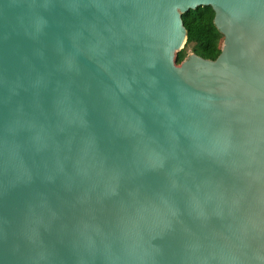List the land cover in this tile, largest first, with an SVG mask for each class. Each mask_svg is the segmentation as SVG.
Segmentation results:
<instances>
[{"label": "water", "instance_id": "obj_1", "mask_svg": "<svg viewBox=\"0 0 264 264\" xmlns=\"http://www.w3.org/2000/svg\"><path fill=\"white\" fill-rule=\"evenodd\" d=\"M0 264H264V0H0Z\"/></svg>", "mask_w": 264, "mask_h": 264}, {"label": "trees", "instance_id": "obj_2", "mask_svg": "<svg viewBox=\"0 0 264 264\" xmlns=\"http://www.w3.org/2000/svg\"><path fill=\"white\" fill-rule=\"evenodd\" d=\"M215 15V10L210 5L192 9L183 15L188 30V40L178 53L179 64L191 53L210 59L219 56L224 35L215 24Z\"/></svg>", "mask_w": 264, "mask_h": 264}]
</instances>
